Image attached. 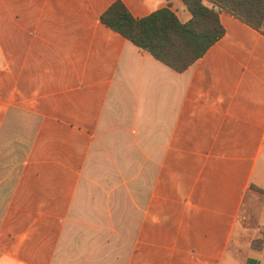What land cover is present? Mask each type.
I'll use <instances>...</instances> for the list:
<instances>
[{"label": "crops", "instance_id": "0c3cea01", "mask_svg": "<svg viewBox=\"0 0 264 264\" xmlns=\"http://www.w3.org/2000/svg\"><path fill=\"white\" fill-rule=\"evenodd\" d=\"M115 1L0 0V134L36 119L0 264H264V32L222 12L177 72L101 22Z\"/></svg>", "mask_w": 264, "mask_h": 264}, {"label": "trees", "instance_id": "16d2710c", "mask_svg": "<svg viewBox=\"0 0 264 264\" xmlns=\"http://www.w3.org/2000/svg\"><path fill=\"white\" fill-rule=\"evenodd\" d=\"M192 18L179 21L170 8L135 18L117 0L100 16L101 22L177 72L202 58L225 34L220 14L227 12L250 27L264 32V0H183Z\"/></svg>", "mask_w": 264, "mask_h": 264}, {"label": "rangeland", "instance_id": "374dc122", "mask_svg": "<svg viewBox=\"0 0 264 264\" xmlns=\"http://www.w3.org/2000/svg\"><path fill=\"white\" fill-rule=\"evenodd\" d=\"M35 126L34 116L13 112L0 134V217Z\"/></svg>", "mask_w": 264, "mask_h": 264}]
</instances>
